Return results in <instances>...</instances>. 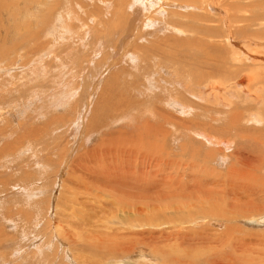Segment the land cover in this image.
Instances as JSON below:
<instances>
[{
  "label": "rangeland",
  "instance_id": "1",
  "mask_svg": "<svg viewBox=\"0 0 264 264\" xmlns=\"http://www.w3.org/2000/svg\"><path fill=\"white\" fill-rule=\"evenodd\" d=\"M24 1L26 8L16 15L19 26L3 46L0 40L5 49L0 58V264H162L163 257L151 253L152 243L159 252L164 246L167 255H187L180 259L189 264H210L229 239L264 237V200L258 202L264 196V80L248 86L242 78L257 68L264 76V3L250 7L249 0H220L223 7L216 10L198 0L209 7L205 10L196 9L195 0H162L160 12L144 25L151 11L145 13L150 7L141 0H42L39 9L41 0L19 2ZM9 22L5 19V25ZM179 24L185 34L169 28ZM137 28L142 29L138 40ZM185 73L191 78L176 79ZM193 75L203 76L204 89L217 81L218 98L228 106L213 103L214 109L205 111L212 106L193 103L185 114L181 106L173 105L175 110L155 99V94L175 96L176 88L184 92L181 85L192 90ZM148 77L155 82L146 90ZM135 89L146 95L144 103ZM124 99L130 105L121 120ZM234 112L239 123L229 124ZM254 114L263 116L262 123L250 120ZM144 122L151 129L162 125L167 133L141 135ZM196 131H205L211 141L195 137ZM156 143L162 149H154ZM230 168L243 173L233 176ZM210 191L214 197L208 198ZM132 192L141 197L140 206L151 205L143 220H136V207L126 206L138 200ZM233 202H242L244 209L238 203L231 210ZM257 203L261 213L247 210ZM191 205L210 210L185 214L179 237L170 224L156 225L170 219L167 210ZM122 238L133 248L100 250L109 239Z\"/></svg>",
  "mask_w": 264,
  "mask_h": 264
},
{
  "label": "bare ground",
  "instance_id": "2",
  "mask_svg": "<svg viewBox=\"0 0 264 264\" xmlns=\"http://www.w3.org/2000/svg\"><path fill=\"white\" fill-rule=\"evenodd\" d=\"M20 0H0V40L3 42V43H1L2 44V46H3V44H5V43H7L8 42V37H9V35H10V32H12V30L14 29V30H16V27L17 26H19V22H18V17L16 16V15H19V12H20V10L21 9H23V8H26V1H24V2H19ZM189 1V0H188ZM191 1V0H190ZM194 1V0H193ZM192 1V2H193ZM195 1H197V2H199V4L197 5V8L196 9H204L205 8V10H207L209 7H212V9L214 8V9H216V10H218L221 6H222V4L223 3H221V1L220 0H207V4L208 5H206V6H209V7H207L206 8V6L204 7V5H203V3L202 2H200V1H204V0H200V1H198V0H195ZM222 1H224V0H222ZM229 1V0H228ZM241 1V0H240ZM57 2V1H56ZM141 3L143 2V4L145 5V6H147V7H150V9L149 10H146V14L147 13H150V11H151V14H149V15H147L145 18H144V25H147V19L149 18V19H154L153 17H154V15H155V13H153L154 11H156L158 8H161L162 6V4H163V1L162 0H141L140 1ZM196 2V3H197ZM21 3H23V6L22 7H20V4ZM69 3V2H68ZM80 3V2H79ZM95 3V2H94ZM194 3V2H193ZM228 4L230 3V2H227ZM235 3H237V2H235ZM260 3H264V0H249V2H248V4H247V6H258ZM56 4H58V3H56ZM78 4V3H77ZM119 4V3H118ZM226 4V3H225ZM224 4V5H225ZM36 5H37V8L39 7V8H41L42 6H45V3L41 0V1H37L36 2ZM59 5V4H58ZM79 5V4H78ZM81 6H82V4H80ZM79 5V6H80ZM190 5V4H189ZM193 6H194V4H192ZM41 6V7H40ZM226 6V5H225ZM224 6V7H225ZM235 5H234V3L233 4H229V8L230 7H234ZM58 7V6H57ZM70 7V6H69ZM223 7V6H222ZM36 8V9H37ZM38 8V9H39ZM71 8V7H70ZM187 9H189L188 7H186ZM243 8V7H242ZM246 8V7H245ZM244 8V9H245ZM72 9H73V7H72ZM76 9L78 10V8L76 7ZM162 9H164V8H162ZM176 9V8H175ZM52 10V9H51ZM177 10V9H176ZM210 10V9H209ZM220 10V9H219ZM223 10V9H222ZM226 11H227V9H225ZM231 10H232V8H231ZM54 11V10H53ZM73 11V10H72ZM200 11H202V10H200ZM212 11V10H211ZM228 11H229V9H228ZM227 11V12H228ZM77 12V11H76ZM157 12H160L159 10H157ZM156 12V13H157ZM168 12V11H167ZM170 12V15L171 14H175V15H179L178 14V12H172V11H169ZM181 12V11H180ZM186 12V11H185ZM220 12V11H219ZM87 13V12H86ZM116 13V12H115ZM203 13V12H202ZM209 13V12H208ZM224 13V12H223ZM76 14V13H75ZM79 14H80V12H79ZM117 14V13H116ZM166 14H169V13H166ZM16 16V17H15ZM57 16L58 17H63L61 14H57ZM56 16V17H57ZM79 16V15H78ZM125 16V15H124ZM230 16V15H229ZM64 17L66 18L67 16L66 15H64ZM73 17V16H72ZM83 17V16H82ZM225 17L228 19L229 17H228V14L227 13H225ZM14 19V21H12V24H13V26H11V22H9L10 21V19ZM46 18H48V17H46ZM77 18V17H76ZM79 18V17H78ZM5 19L7 20V22H9V25L7 26V25H5ZM127 19V18H126ZM79 20V19H78ZM83 20V19H82ZM39 23V22H38ZM8 24V23H7ZM125 24H126V22H125ZM65 25V24H64ZM69 25V24H68ZM123 25H124V23H123ZM122 25V26H123ZM67 26V25H66ZM112 27H114V25L112 24L111 25ZM116 26V25H115ZM111 27V28H112ZM143 27V26H142ZM141 27V28H142ZM181 27V25L179 24V25H177V26H170L169 28L171 29V31L172 32H174V33H176V34H185L186 33V31L184 30V29H181L180 28ZM126 28V27H125ZM141 28H137V34L135 35V37H136V39L138 40V33H142V29ZM51 29V28H50ZM87 29V28H86ZM117 29V28H116ZM230 29V28H229ZM37 30H39V28L37 29ZM52 30V29H51ZM50 30V31H51ZM106 30V29H105ZM228 30V29H227ZM29 31V30H28ZM82 31V30H81ZM104 31V30H103ZM108 31V30H107ZM111 31V30H110ZM190 31V30H189ZM35 32V31H34ZM77 32V31H76ZM80 32V31H79ZM124 32H127L126 31V29L124 30ZM231 32V30H229V33ZM18 34L20 33V30L17 32ZM112 33V32H111ZM36 34V33H35ZM40 34H41V32H40ZM83 35V34H82ZM74 36V35H73ZM80 36V35H79ZM36 37H37V39L39 38V36H37L36 35ZM78 37V36H77ZM229 37H230V35H229ZM14 38V37H13ZM21 38V37H20ZM29 38H31V37H28V39ZM23 39V38H22ZM26 38H24V40H25ZM35 40L36 38H31L30 40ZM135 39V38H134ZM32 40V41H33ZM79 40H81L80 38H79ZM21 41H23V40H21ZM25 42L27 43V41L25 40ZM24 42V43H25ZM62 42H64V41H62ZM16 42H14L13 44H15ZM20 43V42H19ZM29 43V42H28ZM33 43V42H32ZM37 43V42H36ZM35 43V46L36 45H39V44H36ZM61 43V42H60ZM1 44H0V46H1ZM17 44V43H16ZM15 44V45H16ZM23 44V43H22ZM62 44V43H61ZM19 45H21V44H19ZM19 45L17 44V47H19ZM16 47V48H17ZM2 48V47H1ZM36 48V47H35ZM137 50H138V48H136ZM3 49H0V58H2V56H3V54H4V52L3 51H5V49L2 51ZM137 50H132L131 52L132 53H136L137 52ZM13 51V50H12ZM2 52H3V54H2ZM245 52V51H244ZM30 53V52H29ZM31 53H33L32 51H31ZM160 53V52H159ZM158 53V54H159ZM164 53V52H163ZM248 53H250V52H248ZM251 54V53H250ZM253 54V53H252ZM7 55V54H6ZM237 55H239V53H237ZM243 55V54H242ZM5 56V55H4ZM3 56V60H4V57ZM159 56H160V54H159ZM166 56V55H165ZM134 57V56H133ZM141 57L143 58L144 56L143 55H141ZM162 57V56H161ZM245 58V57H244ZM257 58V57H256ZM258 60V59H257ZM253 61H255V60H253ZM255 63V62H254ZM216 64V63H215ZM142 66V65H141ZM219 65H211V67L214 69V70H220V68L218 67ZM145 70V69H144ZM179 71V70H178ZM181 72V71H180ZM183 73V72H182ZM145 75V74H144ZM148 75V74H147ZM178 75V74H177ZM183 77H185V78H188V79H190L191 78V75L189 74V73H185L184 74V76L181 74V76L180 77H176V79L178 80V81H181L182 79H183ZM193 78H194V81H195V85H194V87H193V89L191 90L190 88H187V87H185V85L183 86V85H181V87L183 88V90H184V92L182 91V93H180V91L178 92L177 91V88L176 89H174L173 91H176V92H174L173 94H175V96H173V95H171L170 93H169V96L167 97V99H162L160 96H158L157 94H155L154 95V97H155V99H159V101H161L162 102V105H165V106H170L171 108H173V109H175V107L174 106H181V111H182V113H184L185 112V114L187 113V112H189L191 109L189 108L190 106H192V104L194 103V105H196L198 108L200 107V106H202V107H205V106H207V105H211L212 106V108L211 109H207V110H205V111H210V110H212V109H214V107L215 106H213L212 104L214 103V105H216V104H218L219 105V107H225V106H228V103H225L223 100H219V98H218V96H220L219 95V89H220V84L217 82V81H214V80H212V81H210L208 84H207V88L206 89H204L203 87H202V85H200V84H202L203 82H204V78H203V76L201 75V76H196V75H193L192 76ZM149 78V77H148ZM146 79V86H145V89L146 90H148L147 88V83L149 84L150 82H153L152 80H150V78L149 79ZM235 78V77H234ZM238 78V77H237ZM246 82H247V85L248 86H250V84H252V83H254L255 81H258V80H264V76H263V73H262V71L260 70V69H255V70H252L251 72H248V73H244V75H243V77H242ZM152 79V78H151ZM130 80V79H129ZM162 81V80H161ZM174 81H175V79H174ZM187 81V80H186ZM155 82V81H154ZM156 82H157V80H156ZM165 82V81H164ZM168 82V81H167ZM182 82V81H181ZM166 83V82H165ZM172 83H174V82H172ZM172 83H171V85H172ZM184 83V82H183ZM155 84H157V83H155ZM158 84H159V82H158ZM167 84V83H166ZM178 84V83H177ZM185 84V83H184ZM243 84V83H242ZM112 85V84H111ZM170 85V86H171ZM187 85V84H186ZM198 85H200V86H198ZM71 86H72V84H71ZM153 86H155V87H157V88H159L158 87V85H153ZM178 86V85H177ZM189 86V85H188ZM190 86H191V84H190ZM233 86V85H232ZM131 87H134V88H137V85L135 86L134 84H133V86H131ZM192 87V86H191ZM236 87H238L239 89H240V87H239V85H237ZM243 88H244V85L242 86ZM246 87V86H245ZM166 88V87H165ZM168 88V87H167ZM175 88V87H174ZM160 89V88H159ZM163 89V88H162ZM256 88H254V90H255ZM166 90H168V89H166ZM218 90V91H217ZM256 90H258V89H256ZM260 90H262V89H260ZM134 91V90H133ZM135 91H137V93H139L141 96H142V98H140L141 99V104L142 103H144V97L143 96H146V95H143L142 94V92H141V90L140 89H135ZM161 91V90H160ZM165 91V90H164ZM241 91V90H240ZM161 92H163V91H161ZM167 93H168V91H166ZM178 92V93H177ZM257 92V91H256ZM244 93H246V95H249L250 96V94H248L247 92H244ZM253 95V94H252ZM251 95V96H252ZM255 95V94H254ZM62 96V95H61ZM60 96V97H61ZM126 98H128V97H126ZM125 98V99H126ZM185 99V101L184 102H182L181 100L182 99ZM124 99V100H125ZM133 100H135V99H133ZM122 101V100H121ZM126 101V100H125ZM198 101H200V102H203V103H205V104H201L200 102H198ZM138 104V103H137ZM122 105V103L120 104V106ZM129 105H130V99H129V101L127 100L123 105H122V107L121 108H119V110H122V112H120L121 113V115H119V116H121V120L122 119H124L123 117L126 115V113H128L129 112ZM133 105V104H132ZM136 105V104H135ZM174 105V106H173ZM134 106V105H133ZM153 107H154V105H152ZM132 107V106H131ZM131 109V108H130ZM193 109V108H192ZM119 110H116V112H119ZM145 110H146V108H145ZM153 109H151V111H148L151 115H153L155 112L154 111H152ZM160 110H162V109H160ZM176 110V109H175ZM195 110V109H194ZM126 112V113H125ZM192 112V111H191ZM140 113V112H139ZM190 113V112H189ZM188 113V114H189ZM207 113V112H206ZM144 114V113H143ZM260 114H262V113H260ZM186 116V115H185ZM230 116H231V119H230ZM229 116V120L231 121V122H229V124L230 123H232V124H234V123H239V114L237 113V112H234V113H232V115H230ZM127 117V116H126ZM193 117V116H192ZM196 119H195V118ZM193 118H194V124H196L197 122V118L199 117V115L198 116H194ZM262 117L263 116H260V115H258V114H254V115H252V116H250V120L252 119L253 121H255V123H262V121L260 120V119H262ZM264 118V117H263ZM137 119V118H136ZM115 121H118L117 119L115 120ZM148 122H149V120H147ZM146 121V122H147ZM152 121H153V119H152ZM147 122V123H148ZM193 122V121H192ZM145 123V122H144ZM144 123H143V126L141 127L142 128V130L140 131V134L141 135H146V134H148L149 132H151V133H153L152 131H155V133H154V135H156V137L158 136V133H161L162 134V137H163V135H165L166 133H167V131L166 130H162V125H159L160 126V128H156V127H154V129H151L150 127H152V126H150V125H148V124H146L145 123V125H144ZM200 123V122H199ZM158 124V123H157ZM202 124V123H201ZM154 126V125H153ZM176 128V127H175ZM232 129H233V127H232ZM158 131H160V132H158ZM197 133H195V132H192L193 133V135L196 137H199V138H203V139H205V141L206 142H210L211 141V138L212 137H210L208 134H206L205 133V131L203 132V131H196ZM140 135V136H141ZM190 136V135H189ZM191 136H192V134H191ZM144 137V136H143ZM133 138V137H132ZM140 138H142V137H140ZM146 138H147V136H146ZM145 138V139H146ZM155 138V137H154ZM158 138V137H157ZM150 139L151 138H149V140L148 141H150ZM153 139V138H152ZM139 140V139H138ZM162 140H165V137H164V139H162ZM147 141V142H148ZM146 142V141H145ZM216 142V141H215ZM223 144V146L224 147H227L228 146V144H229V142H224V141H220L219 140V142H218V144ZM217 144V143H216ZM217 144V145H218ZM148 146V145H147ZM159 147L161 148V146L158 144V143H156L155 144V146H154V149H159ZM183 147V146H182ZM181 147V148H182ZM162 149V148H161ZM185 149V148H184ZM182 150V149H181ZM158 152H159V150H157ZM161 151V150H160ZM195 151V150H194ZM192 152V151H191ZM150 154H151V156L150 157H154V156H152V153L151 152H149ZM210 154V153H209ZM207 156H209L208 158H210V155H207ZM212 156V155H211ZM158 158L159 157H161L160 156V153L158 154V156H157ZM139 158H142V157H139ZM138 158V159H139ZM162 158V157H161ZM154 159H156V158H154ZM212 159V158H211ZM153 160V159H152ZM210 160V159H209ZM141 161V160H140ZM156 161V160H155ZM154 161V162H155ZM135 162V161H134ZM139 162V161H138ZM142 162V161H141ZM153 162V161H152ZM159 162V161H158ZM187 162V161H186ZM140 163V162H139ZM139 163H137L136 165H137V167H138V165H139ZM143 163H145V162H143ZM151 163V162H150ZM188 163V162H187ZM186 164V163H185ZM134 165V164H133ZM144 165V164H143ZM148 165H150L149 163H148ZM155 165H156V167H158V165L155 163ZM155 165H153V167H155ZM164 165H165V163H164ZM146 166H147V164H146ZM166 166V165H165ZM172 166V165H171ZM194 166V165H193ZM249 166V165H248ZM136 167V166H135ZM149 167V166H148ZM151 167V166H150ZM160 167V166H159ZM158 167V168H159ZM178 167V166H177ZM183 168V167H182ZM157 169V168H156ZM156 169H155V171H156ZM165 169V168H164ZM185 169V168H184ZM168 170V169H167ZM171 170V169H170ZM186 170V169H185ZM230 170V172L232 173V175L233 176H235V173L237 174V175H239V174H242L243 173V171H241V172H239V170H235L234 168H230L229 169ZM160 171V170H159ZM177 171V170H176ZM178 172V171H177ZM188 172V171H187ZM193 172L195 173V174H197L196 172H198V171H194L193 170ZM200 172V171H199ZM212 172H214L213 170H212ZM211 172V173H212ZM251 172V171H250ZM157 173H159V172H157ZM114 174V173H113ZM160 174V173H159ZM184 174V173H183ZM114 176V175H113ZM111 177V176H110ZM166 177V176H165ZM232 177V176H231ZM106 178H109V177H106ZM168 178V177H167ZM260 178V177H259ZM248 179H249V177H248ZM251 179V178H250ZM260 179H262V178H260ZM116 180V177H115V179L113 180V181H115ZM112 181V182H113ZM132 182V181H131ZM164 182V181H163ZM243 182V181H242ZM249 182H251V181H249ZM260 182L262 183V186H264V180L262 179V180H260ZM93 183V182H92ZM139 183V182H138ZM260 183V184H261ZM109 184V183H108ZM113 185V184H112ZM163 185V184H162ZM111 186V185H110ZM216 186V185H215ZM113 188V187H112ZM198 190V189H197ZM199 192L201 191V190H198ZM203 191V190H202ZM220 191H222V190H220ZM248 191V190H247ZM196 192V191H195ZM210 194L208 195V198H211V197H214L211 193V191L209 192ZM216 193V195H218L220 192L219 191H217V192H215ZM132 196H134V195H137V197H138V200H136V201H134V200H129V201H127L126 202V206H129V207H132V208H137L138 209V211H137V219L136 220H143V218L144 217H146L147 216V211H146V206H151V205H148V204H142L141 206H140V202L142 201V200H140L141 199V197L138 195V194H136V192L134 193V192H132V194H131ZM260 195L261 196H263L264 194H261L260 193ZM220 196V195H219ZM248 196V198H249V196H251V194H249V195H247ZM190 197V196H189ZM252 197H253V200L255 199V198H257L256 197V195L254 194H252ZM166 198H167V196H166ZM247 198V199H248ZM260 198V197H259ZM169 199V198H168ZM167 199V200H168ZM250 199V198H249ZM258 199V198H257ZM166 200V199H165ZM171 200V199H170ZM251 200V199H250ZM253 200H252V202H253ZM259 200V199H258ZM260 200L261 201H258V202H262V200H264V196L262 197V199L260 198ZM251 202V201H250ZM257 202V201H256ZM147 203H149V202H147ZM238 203H240V202H236V203H231V204H229L230 206H231V210H234V209H236V207H237V205H238ZM242 203V202H241ZM240 203V204H241ZM247 203H249V202H247ZM264 203V202H263ZM206 204H210V203H208L207 201H206ZM250 204V203H249ZM254 204V203H253ZM253 204H251V205H253ZM258 204V205H257ZM255 206H254V209H252L253 208V206L251 207V209L249 208V209H247V208H245V209H247L249 212L251 211V212H259L260 211V213L262 212L261 210H260V206H259V204L260 203H257ZM242 206H240V208L242 207L243 209H244V207L245 206H243V203L241 204ZM247 205V204H246ZM190 206V205H189ZM192 206V205H191ZM229 206V207H230ZM257 206V207H256ZM187 207V206H186ZM247 207H248V205H247ZM262 208H263V210H264V205L262 204ZM199 209H201V210H199ZM230 209V208H229ZM166 210V209H165ZM207 210H210L209 208H206V207H204L203 209H202V207L201 206H199V205H196V206H192L191 208H189V209H186V210H167L166 211V213L168 214V216L170 217V219H160L159 220V222L158 223H156V225H161V224H163V223H168V224H170L169 226H168V228L169 229H178V233H177V235H178V237L180 236V235H182V232H180V230L182 229V227H181V225L186 221V218H185V214H189V213H193V214H195L196 215V213L197 212H206ZM162 211V210H161ZM182 211V212H181ZM163 212V211H162ZM178 212H181L182 213V215H176ZM158 213V212H157ZM181 213H179V214H181ZM230 213V212H229ZM231 215H233L234 217H236L235 216V213L234 212H232V213H230ZM160 215H161V213H160ZM165 215V214H164ZM159 216V215H158ZM208 216H210V215H208ZM214 216V215H213ZM212 216V217H213ZM232 216V217H233ZM241 216V215H240ZM160 217V216H159ZM162 217H164V216H162ZM211 217V218H212ZM228 217V216H227ZM233 217V218H234ZM211 218H209L210 220H211ZM229 218V217H228ZM237 218V217H236ZM230 219V218H229ZM240 219V218H239ZM262 219V223H264V216H263V218H261ZM233 220V219H232ZM234 220H235V218H234ZM188 223H192V222H188ZM146 228V227H145ZM230 230H232V228L230 227L229 228ZM152 230H154V229H152ZM183 230V229H182ZM181 230V231H182ZM54 232V231H53ZM161 232V231H160ZM159 232V233H160ZM171 232V231H170ZM176 232V231H175ZM155 233V232H154ZM158 233V234H159ZM162 233H163V231H162ZM167 234V233H166ZM152 236V235H151ZM225 236H228V237H231L230 236V233L228 232L227 233V235H225ZM149 237V236H148ZM155 237V236H154ZM160 237V236H159ZM166 236L164 235V237L163 238H165ZM162 238V237H161ZM181 238V237H180ZM216 238H220V240H221V236H216ZM223 238H225V237H223ZM227 238V237H226ZM158 239V238H157ZM166 239V238H165ZM164 239V240H165ZM168 239V238H167ZM166 239V240H167ZM189 239V238H188ZM151 240V239H150ZM204 240H208V238H204ZM217 240V239H216ZM227 240H228V238H227ZM168 241H169V239H168ZM167 241V242H168ZM213 241V240H212ZM215 241V240H214ZM229 241L230 242H227V246H226V250L225 251H221V250H223V249H221L220 250V252H216V254L214 255L215 256V259H216V261H211L210 262V264H264V237L262 236L261 237V234H255V235H252L251 234V238H250V240L249 241H246L245 239L244 240H241L240 241V243H237V242H233L231 239H229ZM95 244H96V241L94 240L93 241ZM164 242V241H163ZM86 243V242H85ZM165 243V242H164ZM78 244V243H77ZM84 244V243H83ZM159 243H157V245H158ZM168 244V243H167ZM219 244V243H218ZM222 244V243H221ZM73 245V244H72ZM75 245V244H74ZM156 245V244H155ZM155 245H153V243H152V246L151 245H149V247H151L152 248V251H151V253L152 252H157L159 255H161L162 257H163V262H162V264H189V262H187V261H184V260H182V259H180V257H188L187 255H185V254H178V253H176V252H174V253H172V255L171 254H168L167 255V253H168V250L167 251H165V250H163L162 251V249H164L163 247L164 246H162V247H160V252L159 251H157V250H155ZM84 246H85V244H84ZM165 246H166V244H165ZM168 246H170V245H168ZM217 246V245H216ZM252 246H255L254 248L252 247ZM126 248H133V245H132V242L131 241H129L127 238H122L120 241H117V240H114V239H109L108 240V243L105 245V246H103V247H101L100 248V250H105L106 252H108V251H111V253H113V252H117V251H123V250H125ZM172 248V247H171ZM225 248V247H224ZM75 250V249H74ZM210 250H215V247H211L210 248ZM144 251V250H143ZM204 251V250H203ZM219 251V250H218ZM104 252V251H103ZM211 252V251H210ZM214 252V251H213ZM141 253H143V252H141ZM198 254V253H197ZM208 254V253H207ZM141 257L140 258H142V260L145 258V257H143V255H140ZM207 256V255H206ZM211 259H213V256H212V258ZM168 260H170V262L168 261ZM144 261H146L145 259H144ZM147 262V261H146Z\"/></svg>",
  "mask_w": 264,
  "mask_h": 264
}]
</instances>
